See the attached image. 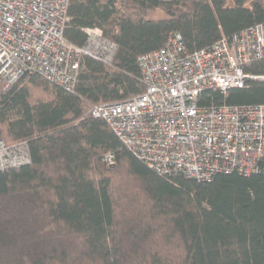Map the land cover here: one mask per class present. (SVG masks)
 Returning a JSON list of instances; mask_svg holds the SVG:
<instances>
[{"label": "trees", "instance_id": "obj_1", "mask_svg": "<svg viewBox=\"0 0 264 264\" xmlns=\"http://www.w3.org/2000/svg\"><path fill=\"white\" fill-rule=\"evenodd\" d=\"M67 14L68 41L98 27L116 51L82 56L71 92L36 73L0 85V139L29 155L0 169V264H264V157L249 175L159 174L91 115L144 90L138 57L168 33L208 47L264 22V0H69ZM243 71L257 78L199 103L264 104V57Z\"/></svg>", "mask_w": 264, "mask_h": 264}, {"label": "built area", "instance_id": "obj_2", "mask_svg": "<svg viewBox=\"0 0 264 264\" xmlns=\"http://www.w3.org/2000/svg\"><path fill=\"white\" fill-rule=\"evenodd\" d=\"M69 0H0V85L36 73L71 92L82 56L110 63L116 44L98 27L82 45L68 41ZM264 57V22L189 52L179 32L138 57L144 90L118 103L92 107L135 157L159 174L181 172L209 181L216 173L249 175L264 157V104L201 105L206 90L241 88L243 65ZM106 162L113 155L106 154ZM29 162L24 142L0 139V169Z\"/></svg>", "mask_w": 264, "mask_h": 264}, {"label": "rangeland", "instance_id": "obj_3", "mask_svg": "<svg viewBox=\"0 0 264 264\" xmlns=\"http://www.w3.org/2000/svg\"><path fill=\"white\" fill-rule=\"evenodd\" d=\"M160 15H161L160 12H155V13H151V14H150L151 17H158V16H160Z\"/></svg>", "mask_w": 264, "mask_h": 264}]
</instances>
